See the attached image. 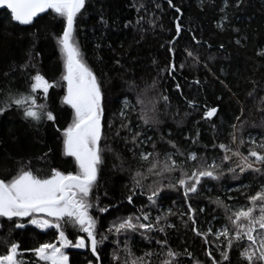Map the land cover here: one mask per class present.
I'll list each match as a JSON object with an SVG mask.
<instances>
[{"label":"trees","instance_id":"16d2710c","mask_svg":"<svg viewBox=\"0 0 264 264\" xmlns=\"http://www.w3.org/2000/svg\"><path fill=\"white\" fill-rule=\"evenodd\" d=\"M141 3L144 7L138 12ZM235 3L236 0H228L229 6L221 12L223 0H172L175 7L169 5L168 0H86L85 8L78 14L74 39L85 63L98 77L103 92L101 146L107 148L90 194L93 207L89 210L97 220V239L107 236L97 246L100 264H116L112 258L114 250L123 259L126 239L137 256H142L145 251L160 252L156 240L163 239V233H148L151 239L147 240L139 231L119 235L107 231L113 221L139 215L137 209L142 207L151 213L152 218L160 214L161 209L172 208L175 214L169 216L168 221L174 227L166 229L168 245L181 253L185 249L192 253L191 258L181 255L179 264H195V261L212 264L206 255L209 250L219 261L221 257L217 248L220 241L209 234L205 243L204 237L192 231L188 215L181 213H187L190 204L196 210V228L201 232H207L209 228L213 233L218 232L227 220L223 207L215 203L216 198L228 205L246 204V194H251L264 182V175L247 171L234 181L223 176L218 180H204L205 187L187 201L181 190L171 189L161 191L154 206H147L146 196H134L133 204L126 200L132 187V177L139 167V158H133V152L139 153L142 149L152 151L150 142L139 143L146 136L151 137L157 150L161 151H174L166 143L168 140L174 141L177 148L186 153H197L207 148L203 141L204 129L206 126L215 127L221 108L209 98L207 84L191 76L194 61L204 65L224 83L243 107L240 121L246 123L242 133H237L245 139L241 151L246 154L249 137L255 138L257 143L264 139V111L258 104L259 97L264 96V56L257 54L264 47V0H242L238 7ZM176 7L181 9L180 13L175 11ZM224 16L227 18L221 19ZM177 22L181 24L179 36L175 31ZM62 27L63 19L51 10L41 14L31 25H20L10 20L6 9L0 8V97L8 90H27L28 76L36 71L61 85L50 88L47 99L38 101L45 103L46 110L55 114V125L46 119L39 123L26 120L14 106L0 114V177L10 178L27 161L31 162L34 170L39 169L41 175L48 174L50 168L77 171L73 158L63 155L62 135L57 131L67 127L72 120V110L62 102L65 93L60 80L63 56L56 40ZM169 48L174 51L170 53ZM186 50L193 52L196 59L189 57ZM170 61L177 66L171 75L166 70L162 71ZM24 64L28 68L22 70ZM181 64L183 68L179 67ZM131 81L138 85V89H129ZM253 81L256 82V99L247 95L253 89ZM141 93L146 104L157 100L155 122L143 124L139 120L142 111L138 104L133 110L125 109L130 112L129 127L141 132L134 145L132 133L120 127L119 113L126 98L135 103ZM161 93L168 96L167 105L158 99ZM188 100H193L194 105L189 106ZM206 107L218 108L211 119L203 118ZM42 156L44 159H40ZM242 185L250 187L242 188ZM97 203L107 211H98ZM27 219L19 221L25 224L24 228H14L11 221L0 218V225H3L0 227V254L7 250L4 240L9 244L13 240L18 241L20 249L28 250L45 242H56L58 233L55 229H38L28 224ZM63 227L73 241L77 236H86L71 225ZM240 250L234 242L229 253L230 264H246L239 256ZM65 252L69 256V264H88L89 261L96 264L89 247H70ZM23 257L24 264H43L31 251L24 252ZM150 259L151 264H160V256L153 255Z\"/></svg>","mask_w":264,"mask_h":264},{"label":"snow or ice","instance_id":"6c2138e0","mask_svg":"<svg viewBox=\"0 0 264 264\" xmlns=\"http://www.w3.org/2000/svg\"><path fill=\"white\" fill-rule=\"evenodd\" d=\"M168 3L175 7L172 5V0H168ZM240 3L242 0H236L235 6L238 7ZM85 4L86 0H0V8L6 9L10 13V20L20 25H31L35 17L48 10L63 19L62 31L56 36V40L63 56V73L60 80L63 82L65 93L62 102L72 110V120L67 127L62 130L58 128L57 131H60L62 135L63 155L73 158L77 168L75 173L50 168L48 174L41 175L40 170H34L31 162L27 161L22 163L10 178L0 177V218L11 221L14 228H24L25 224L19 221L28 218V224L41 230L53 228L58 233L56 242H45L30 250L20 249L18 241L13 240L9 244L7 240H4L3 243L7 250L0 254V264H24L23 253L26 251L33 252L38 262H43V264H69V256L64 251L69 247L76 249L90 247L96 264H100L97 246L103 243L107 236H100V239H97V220L89 210L93 207L90 194L95 186L98 168L103 162V152L107 146H101L104 113L102 86L96 74L85 63L74 39L77 16L85 8ZM156 6L159 7L158 4ZM228 6V0H223L220 11L224 12ZM143 7L141 3L137 11L139 12ZM175 11L180 13L181 9L176 7ZM226 18L224 16L221 19ZM149 23L154 22L149 21ZM217 26L222 27L220 24ZM175 31L179 36L181 24L178 22L175 24ZM236 43L239 44L240 41L237 40ZM173 51L169 48L170 53ZM257 54L264 56V47L260 48ZM187 55L196 59L191 51H187ZM176 67V64L170 61L162 71L166 70L171 75ZM179 67L183 68L184 65L181 64ZM27 68V64L21 66L22 70ZM28 80L27 90H8L3 97H0V114L14 106L22 112L26 120L39 123L42 119H46L55 125V114L46 110L45 103L38 101L46 100L49 89L61 86L60 82L49 81L39 71L30 73ZM252 83L253 89L247 95L256 99V82ZM128 86L130 90L138 89L134 81L129 82ZM176 88L179 89L180 85L177 84ZM158 99L162 100L165 105L168 104L169 98L163 93ZM156 103L157 100L153 99L146 104L143 93L137 96L135 103L127 98L124 100V106L119 113L120 127L127 128L132 133L131 139L134 145L138 142L141 132L133 131L129 127L130 112H126L125 109L133 110L138 104L142 111L139 120L147 124L149 121L155 122ZM187 103L193 106L195 102L188 100ZM258 104L264 111V96L259 97ZM217 111V107H206L203 118L211 119ZM240 111L243 114L242 106ZM235 119L240 121V116H236ZM245 123L246 121H240L239 124L230 125L232 131L229 133L228 144L213 143V147L220 149L223 155L213 157L211 160L203 155L198 156L195 152L180 151L172 140L166 143L171 145L174 151L157 150L156 143L151 137L146 136L139 143L150 142L152 151L142 149L139 153L133 152V158L137 156L139 158V167L132 177V187L129 189L126 200L129 204H133L134 196H146L147 206H154L157 204L161 191L171 189L181 190L187 201L191 195L198 194L201 188L205 187L202 183L204 180H218L225 171L233 174L234 179H238L246 171L264 175V139L257 143L255 138L249 137L246 154L241 151L245 139L243 135L238 136L237 133H242ZM195 142L196 140L193 139V143ZM233 144L237 146L233 148ZM233 157L236 158L234 163L232 162ZM241 187L248 188L250 185ZM229 199L232 198L229 197ZM246 200V204L233 206L224 203L219 197L216 198L215 203L223 207L225 211L227 223L215 233L211 228L207 232H201L196 228V210L190 204L188 212L181 213V215H188V220L193 225L192 231L204 237L205 243H207L209 234L214 235L216 240L220 241L217 248L221 257L219 261L212 256L210 250L206 251L212 264H224V262L230 264L229 253L234 242L241 249L239 256L246 264H264V182L260 183L254 192L246 194ZM96 207L98 211H107L106 207H100L98 203ZM137 211L139 215H129L113 221L107 231L115 235L139 231L147 240L151 239L148 233H163L164 238L156 240V244L160 246V252L145 251L142 256H137L129 247L126 239L123 259L118 251L114 250L112 253L116 264H151L150 258L153 255L161 257L160 264H179L181 255L192 257V253L187 249L181 253L168 245L166 229L174 227L168 221V217L175 214L172 208L161 209L160 214L154 218L151 217L150 212H145L143 207ZM185 223L187 224V221ZM64 225L78 228V231L86 233V236H77L73 241L66 234ZM245 241L246 243H241ZM88 264H92V261ZM195 264H201V262L195 261Z\"/></svg>","mask_w":264,"mask_h":264},{"label":"rangeland","instance_id":"374dc122","mask_svg":"<svg viewBox=\"0 0 264 264\" xmlns=\"http://www.w3.org/2000/svg\"><path fill=\"white\" fill-rule=\"evenodd\" d=\"M191 76L196 77L207 84L209 98L215 104L220 105L221 108L215 127L206 126L204 129L203 141L207 148L196 153L198 156L203 155L211 160L213 157L223 155L220 149L213 147V143H229V133L232 131L230 125L238 122L235 119L236 116H242L240 111L241 105L238 103L234 95L227 89L225 84L217 80L215 76L199 62L195 63L193 70L191 71ZM232 147L235 148L236 145L233 144ZM235 161L236 158L233 157L232 162L234 163ZM245 173L241 174L238 179H240ZM222 176L229 181L237 180L233 178V174L226 171ZM66 249H64V251Z\"/></svg>","mask_w":264,"mask_h":264},{"label":"water","instance_id":"95a60500","mask_svg":"<svg viewBox=\"0 0 264 264\" xmlns=\"http://www.w3.org/2000/svg\"><path fill=\"white\" fill-rule=\"evenodd\" d=\"M41 14H43V13H40L37 17H35V18H34V21H35V20H36ZM34 21H33V22H34ZM17 23H18V22H17ZM88 243H89V242H88ZM89 249H90V247H89ZM90 251H91V250H90Z\"/></svg>","mask_w":264,"mask_h":264},{"label":"bare ground","instance_id":"6f19581e","mask_svg":"<svg viewBox=\"0 0 264 264\" xmlns=\"http://www.w3.org/2000/svg\"><path fill=\"white\" fill-rule=\"evenodd\" d=\"M195 63H197L196 61H194V64H193V67H194V65H195ZM193 67H192V70H193ZM216 78V77H215ZM217 79V78H216ZM218 80V79H217ZM221 82V81H220ZM224 84V83H223ZM238 123V122H237Z\"/></svg>","mask_w":264,"mask_h":264}]
</instances>
